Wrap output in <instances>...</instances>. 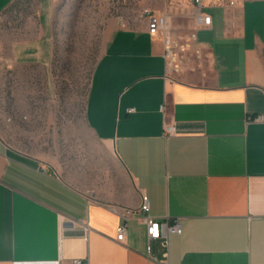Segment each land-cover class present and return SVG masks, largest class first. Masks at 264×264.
Listing matches in <instances>:
<instances>
[{
	"label": "crops",
	"instance_id": "crops-1",
	"mask_svg": "<svg viewBox=\"0 0 264 264\" xmlns=\"http://www.w3.org/2000/svg\"><path fill=\"white\" fill-rule=\"evenodd\" d=\"M57 1L37 0L14 63L48 71ZM205 3L213 21H193L184 66L148 25L110 37L85 107L105 169L78 163L75 179L0 137V264H264V120H252L264 116V0ZM143 193L181 234L150 241Z\"/></svg>",
	"mask_w": 264,
	"mask_h": 264
},
{
	"label": "rangeland",
	"instance_id": "rangeland-1",
	"mask_svg": "<svg viewBox=\"0 0 264 264\" xmlns=\"http://www.w3.org/2000/svg\"><path fill=\"white\" fill-rule=\"evenodd\" d=\"M222 1V0H221ZM37 0H14L0 13V137L77 176V164L110 163L85 119L92 76L116 29L147 26L144 10L170 20L173 67L193 57L194 0H58L50 68L12 61V47L37 33ZM177 67V66H176ZM90 177V176H88Z\"/></svg>",
	"mask_w": 264,
	"mask_h": 264
},
{
	"label": "built area",
	"instance_id": "built-area-1",
	"mask_svg": "<svg viewBox=\"0 0 264 264\" xmlns=\"http://www.w3.org/2000/svg\"><path fill=\"white\" fill-rule=\"evenodd\" d=\"M197 6V11L194 14V22L197 26H211L213 16L204 10L206 6L205 0H194ZM234 4V1H230ZM144 14L148 18V31L152 35H162L164 38L166 54L170 56L173 51V38L170 31V18L166 13H158L153 10L146 8ZM165 104L161 106L162 110H165ZM129 112L134 111V108H129ZM255 121L264 120V116L258 115L252 118ZM176 133V126L172 123L164 124V134L172 135ZM151 201L147 193L142 195L141 212L143 214V220L147 226V233L151 240H158L162 237H166L170 232L181 234L183 232L182 223L179 219L174 224H169L167 219L157 218L150 214ZM128 231V222L125 220L117 228V239L122 240ZM151 250V244L149 251ZM75 263H80V259H75Z\"/></svg>",
	"mask_w": 264,
	"mask_h": 264
}]
</instances>
